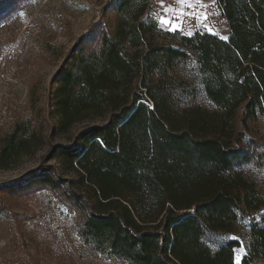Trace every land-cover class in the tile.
Wrapping results in <instances>:
<instances>
[{
    "label": "trees",
    "instance_id": "obj_1",
    "mask_svg": "<svg viewBox=\"0 0 264 264\" xmlns=\"http://www.w3.org/2000/svg\"><path fill=\"white\" fill-rule=\"evenodd\" d=\"M20 2L0 0V15ZM216 2L227 39L163 32L147 0H115L113 25L93 26L52 81L59 131L84 123L57 146L60 168L5 188L63 198L80 213V237L124 264H235L238 240L215 250L209 240L249 215L241 264H257L264 199L240 169L264 167V0ZM189 62L194 76L179 70ZM26 145L18 130L7 136L0 169Z\"/></svg>",
    "mask_w": 264,
    "mask_h": 264
},
{
    "label": "rangeland",
    "instance_id": "obj_2",
    "mask_svg": "<svg viewBox=\"0 0 264 264\" xmlns=\"http://www.w3.org/2000/svg\"><path fill=\"white\" fill-rule=\"evenodd\" d=\"M20 1L0 15V146L17 130L28 138V145L16 162L0 169V264H124L80 237V213L69 208L63 198L47 189L11 193L5 188L28 183L41 166L60 168L53 157L57 146L71 144L84 123L65 133L59 131L51 101L52 81L93 26L100 21L113 25L116 12L111 4L115 0ZM147 1L148 14L159 28L174 32L159 22L154 0ZM217 8L216 3L199 4L196 11L206 12L209 20L219 16ZM174 19L184 21L178 14ZM190 19L198 20L196 15ZM166 42L176 44L172 38ZM179 70L194 76L195 64L189 62ZM240 170L264 199V167L251 162ZM63 178L74 177L63 172ZM251 220L246 215L232 230L218 231L209 240L210 246L215 250L226 240H238L235 264H241L254 239ZM257 264H264V254Z\"/></svg>",
    "mask_w": 264,
    "mask_h": 264
},
{
    "label": "crops",
    "instance_id": "obj_3",
    "mask_svg": "<svg viewBox=\"0 0 264 264\" xmlns=\"http://www.w3.org/2000/svg\"><path fill=\"white\" fill-rule=\"evenodd\" d=\"M210 3H216V0H201L200 3H195V0H193V7L188 6L187 4L181 5L176 2V0H164V3L161 4V0H154V5L158 8V20L163 25V27H167L168 29L172 30V24H180L181 27L177 28V30L181 31L182 34L189 35L188 33L191 32L195 34L197 31H207L210 33H215L218 34L222 37L225 35L228 37L230 30H229V24L226 21L225 17L222 14V10L218 6V11H219V16L214 17L213 19H203L199 18V14H204V12L200 11V9H197L196 11V6L200 4V6L210 4ZM171 5L172 7L168 10L165 11V8L169 7ZM180 9H183V13H181ZM202 9V8H201ZM214 11H217L214 9ZM189 13H194V15H189ZM181 15L184 18V21H178L177 19L173 20L174 15ZM197 16L198 20L195 22H192L190 19L193 16ZM161 17H167L172 21V24H165L162 20ZM209 28L212 30L209 31ZM190 36V35H189Z\"/></svg>",
    "mask_w": 264,
    "mask_h": 264
},
{
    "label": "snow or ice",
    "instance_id": "obj_4",
    "mask_svg": "<svg viewBox=\"0 0 264 264\" xmlns=\"http://www.w3.org/2000/svg\"><path fill=\"white\" fill-rule=\"evenodd\" d=\"M176 2H177L178 4H181V5L187 4V5L190 6V7H193V6H194V4H193V0H176ZM200 2H201V0H195V3H200ZM163 3H164V0H161V4H163ZM171 7H172V6L169 5V7L165 8V11H168ZM178 11H180L181 13H183V9H180V10H178ZM189 15H194V13H189ZM207 18H208V14L205 12L204 15H203V19L206 20ZM161 20H162L165 24H172V21H171L169 18H167V17H161ZM180 27H181L180 24H172V31H176L177 28H180ZM211 30H212V29L209 28V31H211ZM188 34L191 35L192 33L189 32ZM224 39H227V37H224Z\"/></svg>",
    "mask_w": 264,
    "mask_h": 264
}]
</instances>
